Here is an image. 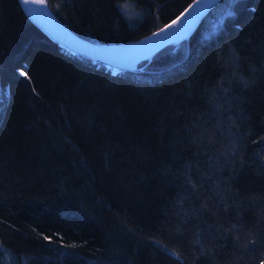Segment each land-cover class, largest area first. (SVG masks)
Masks as SVG:
<instances>
[{
    "label": "trees",
    "instance_id": "1",
    "mask_svg": "<svg viewBox=\"0 0 264 264\" xmlns=\"http://www.w3.org/2000/svg\"><path fill=\"white\" fill-rule=\"evenodd\" d=\"M190 1L45 0L99 43ZM262 262L264 0H220L134 70L0 0V264Z\"/></svg>",
    "mask_w": 264,
    "mask_h": 264
},
{
    "label": "water",
    "instance_id": "2",
    "mask_svg": "<svg viewBox=\"0 0 264 264\" xmlns=\"http://www.w3.org/2000/svg\"><path fill=\"white\" fill-rule=\"evenodd\" d=\"M17 1L25 15L42 33L67 51L82 55L92 62L112 67L114 70H134L139 61L159 48L190 34L205 14L220 0H191L177 14L150 32L137 38L107 44L91 41L72 31L56 17L46 2L41 5L39 0L28 4H25L24 0ZM178 17L181 19L175 27L159 35H153L172 24Z\"/></svg>",
    "mask_w": 264,
    "mask_h": 264
},
{
    "label": "snow or ice",
    "instance_id": "3",
    "mask_svg": "<svg viewBox=\"0 0 264 264\" xmlns=\"http://www.w3.org/2000/svg\"><path fill=\"white\" fill-rule=\"evenodd\" d=\"M34 2H37V0H24V3H25V4H28V3H34ZM44 2H45V0H39V3H40L41 5H43ZM125 7H126V6H125ZM189 7L191 8L192 6L190 5ZM123 10H124V9H122V11H123ZM187 11H188V10H186V12H187ZM183 15H184V14H182V16H183ZM180 19H181V18L178 17L176 21H173V22H172V24L165 26V28H162V29L159 30V33H153V35H159L160 33H163V32H166V31L170 30L171 28L175 27V26L180 22ZM236 59H238V57H236ZM25 75H26V74H25ZM262 264H264V262H262Z\"/></svg>",
    "mask_w": 264,
    "mask_h": 264
},
{
    "label": "bare ground",
    "instance_id": "4",
    "mask_svg": "<svg viewBox=\"0 0 264 264\" xmlns=\"http://www.w3.org/2000/svg\"><path fill=\"white\" fill-rule=\"evenodd\" d=\"M85 38V37H84ZM87 39V38H86ZM90 40V39H89ZM91 41H93V40H91ZM94 42H96V41H94ZM107 44V43H106ZM70 52V51H69ZM72 53V52H71ZM74 54H76V53H74ZM82 56V55H81Z\"/></svg>",
    "mask_w": 264,
    "mask_h": 264
}]
</instances>
